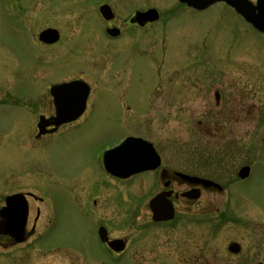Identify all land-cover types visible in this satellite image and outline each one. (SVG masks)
Returning a JSON list of instances; mask_svg holds the SVG:
<instances>
[{
	"label": "flooded vegetation",
	"instance_id": "1",
	"mask_svg": "<svg viewBox=\"0 0 264 264\" xmlns=\"http://www.w3.org/2000/svg\"><path fill=\"white\" fill-rule=\"evenodd\" d=\"M40 1L45 8L38 12L42 13L50 9L51 4L45 3V0ZM62 1V9L64 7L68 10L65 16L74 14L77 28L76 33L70 32V29L68 33L78 34L83 29L81 23L84 17L77 4L79 2L82 4L84 0ZM29 4L26 7L30 9V13L27 16L26 11L23 17H28V26L35 43L50 49L60 44L62 31L59 28L48 26L46 22L37 28L30 22V18L40 15H37L38 12H31L38 5L36 0L30 1ZM94 5V10L102 21V29L100 37L97 36L99 39L92 38L87 42V50L90 53L87 59L88 66L92 68L99 66V70L96 71L100 81L112 87L109 90L115 97L117 96L120 105L126 109V114L134 113V116L140 117L141 120L136 122L124 120V126L129 125L134 130L122 135L113 146L104 148L99 160L100 174L96 180L93 177L88 180L90 176L86 178L80 173L64 177L61 170L58 174L52 168L36 166L34 171L37 176L43 178L45 185L43 189L46 188L39 190L28 185V182L27 186L22 184L14 186L12 182H16L15 180L10 179L8 183L7 178H3L0 174V224L6 220L3 212L9 209L10 217L7 221L22 222L24 228L21 235L25 238L23 243L18 244L14 238L0 234V246L4 244L6 247H19L48 240L53 228L69 214L68 211L72 207V210L78 212L86 211L88 216L93 218V227L98 240L100 228H104L102 233L109 239L124 240L126 248L122 253H115L107 244L101 243L110 256L122 258L130 251L131 240L125 236L112 237L110 229L112 223L106 212L110 210L112 203H118V212L121 214L127 211L124 206L128 205L130 209L138 208L140 212L148 208L152 223L170 224L171 222H154L149 206L156 195L166 192L169 193L167 199L175 208V218L178 214L196 212L203 216V219L196 224L202 225L205 216L213 215L212 220L216 221L214 230H218L224 224L243 223L246 219L257 225L261 239H254L255 243L251 245V249L244 251L243 242L234 239L231 243L240 245L238 253H229L228 245L229 256L223 254L228 258H234L233 261L225 262L224 256L221 255L223 257L217 258L211 264H264V207L252 201L250 195L247 197L243 193V190H248L254 182L264 179V121L256 122L252 117L247 118L248 112L256 111V103L261 102L258 97L264 94V67L260 68L259 72L255 69L256 73L244 74L245 78L233 76L230 78L222 72L221 67L226 59H230L232 54L240 51L228 47L226 49L221 42L210 47L205 39L208 32L202 23L191 26L174 24L176 18L182 17L186 12L193 15L202 14L217 6H222L235 18L244 20L225 3H216L200 11L178 0H160L158 4L151 0H97ZM102 6L109 7L113 13L111 18L107 19L102 15ZM150 9L158 12V19L145 22L137 19L140 13ZM53 13H55L54 19H57L58 12ZM246 25L253 32L264 35L250 24L246 23ZM47 29L58 31L59 39L54 42L40 40V34ZM109 30H113L114 33H110ZM233 31L232 35L235 36L236 33ZM152 37L155 40L150 42ZM101 45L106 49L109 47L111 52L109 49L98 50ZM244 49L246 48L242 50ZM254 50L256 51L257 48ZM92 52L96 53L92 54ZM50 54L42 51L36 53L34 57L38 63H47L46 59ZM121 55H124L123 60ZM144 56L150 62L147 63L148 66L154 70L156 84L152 93L148 94L145 106L143 95H136L140 109L139 112H135L132 109L133 105L126 100L127 76L132 75L134 61ZM44 76L45 74L40 71L38 75L35 73L25 79L33 78L34 82H38ZM76 81L86 83L88 90L65 89L57 93L60 97L59 105L68 111L80 108L79 97L86 96L81 115L69 120L67 118L73 116L69 113L58 116L55 96L51 89ZM98 85L96 79L81 73L48 83L43 88L37 86L36 89L16 90L11 86L5 101H1L0 106H10L13 110L9 111L14 113L17 120H25L24 124H27L26 131L23 128L18 132L23 143H17V147L23 151L43 154H48L54 147H62V144L71 138L68 135L75 133L88 122L84 118L92 108ZM260 105L258 112L262 113L264 100ZM146 108L148 110H145ZM148 111L153 113L152 121L143 119ZM160 112L168 113V117L173 114V117H176L177 113H187L192 116L198 113L200 116L196 120V126H191L196 134L191 132L188 138L190 145L196 150L186 155L183 168L177 167L174 159H166L160 153L159 139H157L161 124ZM57 119L68 121L57 124ZM40 123L42 130L39 128ZM193 123L194 121L191 120L190 124ZM128 137L140 138L151 143L160 155V166L123 177L108 171L103 159L104 152ZM173 147L174 145L171 148ZM126 172L130 171L126 170ZM182 175L192 179H185ZM47 179L49 181H46ZM50 183L52 188L47 187ZM4 185H7V188H4ZM108 191L112 195L107 193V196ZM186 193L197 197H188ZM8 201L12 203L9 207ZM195 207L198 210L192 211ZM205 220L208 221V218ZM134 224L139 230L144 223L137 224L135 221ZM205 234L201 233L200 237H204ZM40 246L43 247L42 244ZM205 251V249L200 250V256L194 261L195 264H208ZM215 256L218 257V253ZM108 258L111 259L109 256Z\"/></svg>",
	"mask_w": 264,
	"mask_h": 264
},
{
	"label": "rangeland",
	"instance_id": "2",
	"mask_svg": "<svg viewBox=\"0 0 264 264\" xmlns=\"http://www.w3.org/2000/svg\"><path fill=\"white\" fill-rule=\"evenodd\" d=\"M30 1L32 0H0V103L5 101L11 86L16 90L36 89L37 86L43 88L48 83L81 73L96 79L99 84L98 91L91 110L84 118L88 122L75 133L68 135L71 138L62 144V147H54L51 151L49 149L48 154L23 151L17 147V143H23L18 132L23 128L26 131L27 124H24L25 120L18 121L14 113L9 111L13 108L1 105L0 174L3 178H7L8 183L10 179L15 180L16 182H12L14 186L19 184L27 186L28 182V185L39 190H42L45 185L43 178L37 176L34 171L36 166L52 168L58 174L61 170L64 177L80 173L86 178L90 176L88 180L91 177L96 180L100 174L99 160L104 148L113 146L122 135L134 130L128 123H125L128 126H124V120L136 122L141 118H136L134 113H125L126 109L120 105L117 96L115 97L109 90L112 87L100 81L96 71L99 70V66L93 68L88 66L87 59L90 53L87 50V42L92 38L99 39L102 29V21L94 10L97 0H84L82 4L80 2L77 4L84 17L81 23L83 29L78 34H75L77 28L74 23V14L65 16L68 10L64 7L62 9V0H45V3L51 4V7L42 13L38 11H43L45 5L42 1L36 0L38 5L31 12H38L37 15L40 16L30 18V22L37 28L46 22L48 26H55L62 31L60 44L52 49L36 44L30 33L27 17L30 13V9L27 8ZM151 1L160 3V0ZM54 10L58 12L57 19H54ZM26 11L27 16L24 18L23 14ZM77 13L81 14L80 11ZM200 23L208 32L205 39L210 47L214 44L219 45L221 42L226 49L228 47L240 51L232 50L236 53L232 54L230 59H226L225 64L222 65V72L226 76L245 78L244 74L256 73L255 69L259 72L260 68L264 67V35L253 32L242 20L232 16L222 6L213 7L202 14L193 15L186 12L174 21V24L190 26ZM68 29L75 33L70 35ZM232 30L235 31V36L232 35ZM154 40L155 38L150 42ZM243 48L246 49L242 50ZM254 48L257 50L255 51ZM107 49L111 52L109 47ZM107 49L101 45L98 50ZM42 51L51 53L46 59L47 63H38L34 57L36 53ZM95 53L92 52V54ZM121 57L123 60L124 55ZM134 62L132 75L127 76L125 93L126 100L133 105V111L139 112L140 106L136 95H143L145 106L148 94H151L155 87L156 77L153 75L152 67L147 64L150 62L146 56ZM40 71L45 74L40 81L34 82L33 78L25 79L35 73L38 75ZM244 82L247 81L244 80ZM258 98L261 102L256 103V111L247 113V118L252 117L256 122L264 121V112H258L260 104L263 103L264 94ZM151 111L145 113L143 117L145 121L153 120ZM189 115L177 113L176 117H173L174 114L168 117V113L160 112L159 117L161 124L157 139H159L160 153L166 159H174L179 168H183L186 155L196 150L190 145L188 138L191 132L196 134L192 127L196 126V120L200 116L198 113H194L195 116ZM191 120L194 121L192 125ZM173 145L174 147L171 148ZM51 185L52 183L47 187L52 188ZM6 186L3 187L7 188ZM243 191L247 197L250 195L252 201L264 207V179L254 182L248 190ZM107 193L111 194L108 191L107 196ZM148 197L149 195L147 201ZM117 204L112 203L106 216L112 223L110 228L112 237L125 236L131 240L130 251L122 258L110 256L107 253L96 237L93 218L88 216L86 211L85 214L83 211L78 212L70 207L69 214L53 228V233L48 240L19 247H6L2 244L0 264H195L194 261L198 260L201 249L206 250L204 255H207L208 264H211L223 256L225 262L233 261L234 258H228L227 252V246L232 240L239 239L237 241L243 242V250L246 251L252 248L254 239H261L257 225L251 223L249 219L243 220L245 223L224 224L218 230H214L216 221L212 220L213 215L205 216L204 223L197 225L196 222L201 221L203 216L195 212L186 215L178 214L170 224L157 225L152 223L148 208L140 212L138 208L130 209L128 205L124 206L127 211L121 214L118 212ZM197 210V207L192 209V211ZM205 218H208V221ZM135 221L137 224L144 223L139 230L134 224ZM201 233L206 234L200 237ZM41 244L43 247L40 246ZM52 247L59 250H52ZM217 253L218 257L215 256Z\"/></svg>",
	"mask_w": 264,
	"mask_h": 264
},
{
	"label": "water",
	"instance_id": "3",
	"mask_svg": "<svg viewBox=\"0 0 264 264\" xmlns=\"http://www.w3.org/2000/svg\"><path fill=\"white\" fill-rule=\"evenodd\" d=\"M180 1L187 3L189 6H192L200 10L207 8L208 6H210L215 2L225 1L230 6L234 7L238 13H240L248 22L252 23L254 27H256L259 31L264 32V0H257L256 6L253 5L249 0H180ZM102 12L104 16L108 15L107 9L105 8L102 9ZM155 14L156 11H150L140 15V17L138 18L144 19V22L146 21V19L149 18L154 20L156 19ZM58 38H59L58 33L54 30L44 31L40 36V39L45 42H54L57 41ZM79 84L80 82H76V83L66 84L60 87H55L52 89V92H54L57 98L56 92H60L61 90L64 89H75L79 91L82 90ZM79 98H81L80 108L76 109L75 111L74 110L68 111L63 107H58V114L65 115L69 113L73 116L67 119L69 120L76 119L82 113L86 96L85 97L80 96ZM67 119L63 121H68ZM39 128L40 130H42L43 128L41 123L39 124ZM142 143H143L142 141L130 138L124 141L118 147L108 151L105 154V159H104L107 169L110 172L115 173L116 167H119L117 157L120 156H124L123 158L124 165L126 162H129L128 163L129 166H125L124 168L127 169L132 168L135 170L134 172L146 171L158 167V165L160 164V158L158 157L154 149L151 147V145H148L149 147H143L144 145H142ZM142 149H145L143 152L144 153L143 156L139 155L140 150ZM118 175L123 176L120 173ZM183 177L185 179H191L186 176ZM150 207L153 212L154 221H169L174 218V208L171 202L165 198V194H160L156 198H154L150 203ZM6 217L9 218V216ZM16 228H18V225L11 224L6 220L0 224V233L9 234L16 237V242L18 243L23 241L24 239L21 237H17L14 230ZM102 241L103 242L108 241V238L102 237ZM108 244L111 248H113L116 251H122L124 249V244L121 240L108 242ZM239 249L240 247L237 244H232L229 247V251L232 253H237Z\"/></svg>",
	"mask_w": 264,
	"mask_h": 264
}]
</instances>
